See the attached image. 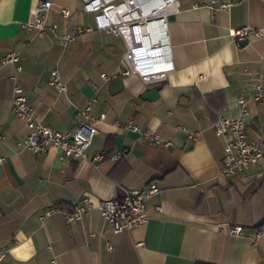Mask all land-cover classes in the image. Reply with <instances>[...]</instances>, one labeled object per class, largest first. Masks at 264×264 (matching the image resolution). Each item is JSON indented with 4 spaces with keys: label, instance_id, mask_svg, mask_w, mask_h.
I'll return each instance as SVG.
<instances>
[{
    "label": "crops",
    "instance_id": "obj_1",
    "mask_svg": "<svg viewBox=\"0 0 264 264\" xmlns=\"http://www.w3.org/2000/svg\"><path fill=\"white\" fill-rule=\"evenodd\" d=\"M32 1L0 0V264H264V239L247 237L264 213V153L221 177L222 145L212 128L217 114L238 113L240 95L247 100V137L264 138V100L250 99L252 83L264 84V0H233L214 11L178 0L166 14L172 69L152 83L133 74L99 77L120 66L125 46L117 34L92 29L59 44L48 30L37 35L24 28ZM49 1L46 25L63 31L92 24L79 0ZM241 25L260 36L250 31L237 45L228 30ZM10 51L17 60L3 61ZM51 69L64 91L48 83ZM13 84L36 119L58 131L75 125V110L97 87L90 113L104 117L94 122L83 157L16 144L26 129L10 107ZM149 90L154 94L142 97ZM127 121L161 143H148L124 127ZM116 150L115 160L92 158ZM149 183L158 191L144 201L147 219L129 230L112 232L95 208L70 222L58 212L37 218L51 204L70 208L83 194L95 204ZM235 224L242 233L227 232Z\"/></svg>",
    "mask_w": 264,
    "mask_h": 264
},
{
    "label": "built area",
    "instance_id": "obj_2",
    "mask_svg": "<svg viewBox=\"0 0 264 264\" xmlns=\"http://www.w3.org/2000/svg\"><path fill=\"white\" fill-rule=\"evenodd\" d=\"M79 1L81 10L91 13V25H76L63 31L58 30L55 23L46 25L45 16L52 4L49 0H33L29 6L26 20L21 25L26 29H33L37 35L48 30L59 44L74 41L78 34L92 29L117 34L122 38L125 46L120 58V66L116 68V71L109 74L100 72L98 74L100 78L109 79L117 74H133L143 83H152L164 79L165 75L172 69L166 33V14L178 9V0ZM233 2V0H192L190 6H202L212 11L225 10ZM60 13L65 17L68 11L60 8ZM250 31L256 37L260 36V33L249 25L229 29L228 34L235 38L238 45L246 39ZM2 60L15 62L17 60L16 52L10 51ZM244 70L247 69L244 68ZM49 75L48 83L56 90L64 91L65 85L59 79L55 69H51ZM93 88L90 97L74 112L75 125L58 131L36 119L21 87L13 84L10 107L26 129L16 144L32 153L42 152L50 146L57 150V156L60 158L78 159L83 157L92 136L96 132L94 122L104 117V113H98L96 117L90 113L92 104L98 98L97 87L93 86ZM250 99L252 101L264 100V84L258 81L252 83ZM236 102L239 109L235 116L227 117L217 114L212 123L213 131L219 137L222 145L221 164L218 171V175L221 177L247 169L264 153V138H250L246 135L247 100L239 95L236 97ZM124 127L136 131L140 137L152 145L161 143L155 133L141 130L130 121H127ZM162 144L166 143L162 142ZM120 156L121 152L118 150L109 153L99 151L94 153L92 158L115 160ZM157 191L158 187L153 183L139 188H122L119 196L100 199L95 204H92L89 198L83 194L77 197L70 208L61 207L58 204L43 207L37 218L41 220L51 213L58 212L65 222H70L79 219L91 208H95L101 218L110 225L111 231L116 233L145 223L147 217L144 201ZM155 209L159 210L160 208L157 206ZM227 232L240 234L242 229L240 225L235 224L227 227ZM247 237L252 242L258 238L264 239V221ZM3 255L4 249L0 248V259Z\"/></svg>",
    "mask_w": 264,
    "mask_h": 264
},
{
    "label": "water",
    "instance_id": "obj_3",
    "mask_svg": "<svg viewBox=\"0 0 264 264\" xmlns=\"http://www.w3.org/2000/svg\"><path fill=\"white\" fill-rule=\"evenodd\" d=\"M154 90H149L143 93L142 97H149L154 94ZM264 219V213L260 215V217L256 220L255 225L260 224Z\"/></svg>",
    "mask_w": 264,
    "mask_h": 264
},
{
    "label": "trees",
    "instance_id": "obj_4",
    "mask_svg": "<svg viewBox=\"0 0 264 264\" xmlns=\"http://www.w3.org/2000/svg\"><path fill=\"white\" fill-rule=\"evenodd\" d=\"M194 264H216V263H210V262H204V261H196Z\"/></svg>",
    "mask_w": 264,
    "mask_h": 264
},
{
    "label": "rangeland",
    "instance_id": "obj_5",
    "mask_svg": "<svg viewBox=\"0 0 264 264\" xmlns=\"http://www.w3.org/2000/svg\"><path fill=\"white\" fill-rule=\"evenodd\" d=\"M90 15H91V13H90ZM78 35H79V34H78ZM78 35H77V36H78ZM77 36H76V37H77ZM107 39L110 40V37H109V38L107 37Z\"/></svg>",
    "mask_w": 264,
    "mask_h": 264
}]
</instances>
